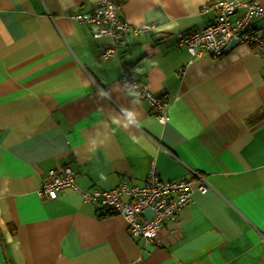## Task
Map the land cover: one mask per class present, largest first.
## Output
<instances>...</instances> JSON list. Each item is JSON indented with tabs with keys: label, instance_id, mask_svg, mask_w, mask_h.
Here are the masks:
<instances>
[{
	"label": "crops",
	"instance_id": "1",
	"mask_svg": "<svg viewBox=\"0 0 264 264\" xmlns=\"http://www.w3.org/2000/svg\"><path fill=\"white\" fill-rule=\"evenodd\" d=\"M96 1L0 0V264H264V54L234 43L192 58L177 44L214 21L216 0H117L130 27L156 30L125 31L101 59L110 38L70 17ZM124 68L168 100L164 124L122 85ZM151 164L210 186L153 242L76 191L37 194L64 165L103 191L142 185Z\"/></svg>",
	"mask_w": 264,
	"mask_h": 264
},
{
	"label": "built area",
	"instance_id": "2",
	"mask_svg": "<svg viewBox=\"0 0 264 264\" xmlns=\"http://www.w3.org/2000/svg\"><path fill=\"white\" fill-rule=\"evenodd\" d=\"M212 7L217 15L212 23L200 31L184 32L177 35V44L186 49L192 58L203 53L213 57L225 54L234 43H244L264 54V36L251 26L253 20L264 22V6L258 0H216ZM70 17L89 24L94 37L107 36L111 44L99 53L101 59L112 56L120 45L121 35L132 30L134 33L156 30L153 24L133 27L121 17L117 0H97L92 11L72 13ZM122 85L145 100L157 121L164 124L168 118L165 97L152 93L144 84L133 77L129 68H124L120 78ZM75 173L64 165L58 173L49 169L38 189L41 199H55L66 189L78 192L84 201L121 215L131 237L153 242L165 223L174 221L178 211L191 200L194 190L205 193L210 189L205 177L195 171L190 177L163 180L153 164L149 167L142 185L129 186L126 183L107 190H82L74 182ZM150 210L149 218L143 217Z\"/></svg>",
	"mask_w": 264,
	"mask_h": 264
},
{
	"label": "clouds",
	"instance_id": "3",
	"mask_svg": "<svg viewBox=\"0 0 264 264\" xmlns=\"http://www.w3.org/2000/svg\"><path fill=\"white\" fill-rule=\"evenodd\" d=\"M132 115H133L132 113H129V119H131Z\"/></svg>",
	"mask_w": 264,
	"mask_h": 264
},
{
	"label": "trees",
	"instance_id": "4",
	"mask_svg": "<svg viewBox=\"0 0 264 264\" xmlns=\"http://www.w3.org/2000/svg\"><path fill=\"white\" fill-rule=\"evenodd\" d=\"M9 264H13V263L9 262Z\"/></svg>",
	"mask_w": 264,
	"mask_h": 264
}]
</instances>
